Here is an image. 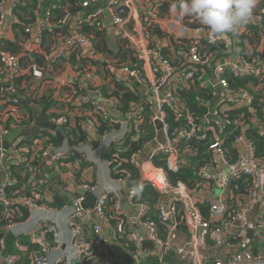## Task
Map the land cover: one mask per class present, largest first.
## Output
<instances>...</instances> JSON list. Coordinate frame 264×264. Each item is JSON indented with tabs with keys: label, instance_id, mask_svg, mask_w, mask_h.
Here are the masks:
<instances>
[{
	"label": "built area",
	"instance_id": "built-area-1",
	"mask_svg": "<svg viewBox=\"0 0 264 264\" xmlns=\"http://www.w3.org/2000/svg\"><path fill=\"white\" fill-rule=\"evenodd\" d=\"M83 1L58 0L42 18L25 25V34L37 47L30 52H39L45 61L25 66V52L14 55L1 47L20 22L18 2L6 10L10 0H1L0 264H106L103 258L110 259L107 264H264V160L247 134L256 129L264 138V123L254 107L257 100L264 113V0L247 23L225 36L211 34L194 18L173 15L169 8L174 0ZM76 6L81 11L75 12ZM88 28L116 31L131 59L111 68ZM156 28L162 37L154 33ZM46 33L49 39L43 46ZM245 37L253 40L241 51ZM98 66L108 67L110 77L99 74ZM65 69L71 74V82L61 84L69 91L61 98L68 105L66 114H41L44 122L38 126L39 115L24 111L20 101L39 106L48 77ZM231 76L250 80L248 87H232ZM106 83L114 91L106 93ZM120 87L138 101L124 105L113 96ZM182 94H197V108L189 107ZM78 120L87 144L73 145L68 138ZM157 122L166 135L158 147ZM148 126L155 131L151 139ZM140 142L142 147L127 162L158 190L160 202L146 205L139 191L129 188L132 215L120 191L65 182L61 191L66 197L76 191L97 197L93 210L82 207L85 196L75 199L66 222L71 238L65 242L48 184L58 178L66 181V165L80 170L89 143L98 144L99 157L115 150L113 161L121 165L126 145ZM202 142L204 151L198 148ZM155 158L173 174L192 169L198 185L172 184L167 171L154 165ZM13 168L26 169L32 180L18 186ZM128 178L122 185L127 186ZM23 211L29 220L14 221ZM108 211L121 231L106 226ZM7 234L14 237L18 255L7 253ZM43 240L51 244L44 247ZM148 243L152 249L145 248ZM67 244V252L66 247L58 257L47 256L62 252Z\"/></svg>",
	"mask_w": 264,
	"mask_h": 264
},
{
	"label": "trees",
	"instance_id": "trees-1",
	"mask_svg": "<svg viewBox=\"0 0 264 264\" xmlns=\"http://www.w3.org/2000/svg\"><path fill=\"white\" fill-rule=\"evenodd\" d=\"M38 1L39 0H20V3L17 5V7L15 9L16 14L20 19V22L15 27L17 38L15 41L6 40V41H3L1 44V47L3 50H6V51H8L14 55H20L22 52H25L26 56L22 59L25 66H28L29 63H32L33 59H36V62H38V64H40V65L44 64V61H43L44 58L41 59V58L37 57L36 54H34L30 51L26 52L25 46H24V42L28 38V36L25 34L24 27H25V25L30 24L32 21L36 20L35 9L37 7ZM67 1L70 4L74 3V0H67ZM86 30L91 35H95L96 39L98 41L100 38L103 37V33L98 31V29L88 28ZM154 33L159 37L163 36L162 31L157 29V28L154 30ZM48 39H49V34L46 33L44 35V41L47 42ZM253 39L256 40L257 35H254ZM253 39L248 38V37L243 38V43L241 46H239V49L241 51H243L245 46L250 42V40H253ZM123 48L124 47L122 46L121 50H122L123 54H125V57L131 59L132 52L129 50L123 49ZM99 49L103 53H111L110 51H108L107 47H105V46H103V47L101 46V47H99ZM230 82L232 84V87L237 86V87L247 88L250 80H241V79L233 78L231 76ZM113 96L117 97L124 105H127L131 102L138 101L137 97H135L131 93H127L124 90V88H122V87H120L118 89V91H116L113 94ZM199 96H203V94H199ZM182 97L188 103L189 107H191L193 109L197 108V104H196V100H195L197 97V94L196 95L195 94L194 95L193 94H182ZM44 102H47V100L45 99ZM31 104L32 103H29L26 100L20 101V107H22V109L24 111H27L28 113H30L33 116V115H35V110L33 109ZM36 104L41 106V103H39V102H36ZM49 107H50V105H49ZM254 107L256 108V111L259 115V119L264 123L263 107L260 106V104L257 100L254 102ZM48 109H49L48 107L43 109L41 114L43 116H45L47 114L46 112L48 111ZM244 112H246V115L248 117H250L248 110H244ZM239 113H241V112H239ZM232 118H235V115H232ZM23 126H25V125H23ZM148 129L150 132V136L148 138L151 139L155 135V131L153 130L152 126H148ZM247 134H248V137L250 139H252L253 141L256 142L257 147H258V151H259V157L264 160V138L259 134V132L256 129H251ZM68 136H69L68 137L69 140L71 141V143L73 145H79L81 143H87L88 142V136L85 133H83L81 128H80V120H78L77 127L73 128V129H71V131H69ZM233 138H234V135L230 136V138L228 139V145L233 140ZM53 141L57 145H60L63 142L62 139H60L59 137L53 138ZM142 145H143V142H140L139 144L126 145V148L128 149V151H125L121 154V157H120L121 165L119 163L113 161V155L112 154L115 152V150H112L110 153H108L106 156V159L108 161L112 162V164H111L112 178L114 180L122 181L126 178V176H129V178L127 180V186L129 188H134L137 191H139V193H140L141 197L143 198V201L146 205L155 206L160 202L161 194L158 192V190L153 185L143 182L140 172L137 169H135L134 167H132L127 162V159L131 156V154H133L135 151H137L139 148H141ZM93 146L95 148H97L98 144L94 143ZM198 148L201 151H204L205 150V144L202 142L201 144L198 145ZM81 165H82V171L76 172V177L78 180H80L84 170L90 166V164H87L84 161L81 162L80 166ZM154 165L157 168H163L167 171L164 163L162 161H160L159 158L154 159ZM118 171L119 172L124 171L129 175H127V174L125 175L124 173L117 174L116 172H118ZM13 173L18 178V186H23L32 180V178L29 176L26 169L13 168ZM167 173H168L169 181L174 185H176L179 182L186 183L190 186L198 185V182L196 181V178L194 176L192 169H183L179 174H173V173H170L168 171H167ZM52 182H54V191H53V193L51 192L53 194V195H51L53 200L51 201L50 205L52 208H54L57 211L71 206L72 204H74L75 199L81 196L77 193H73L69 197H66V195H64L61 191L63 183L61 182L60 178H58ZM52 182H50V183H52ZM50 183L48 184V186L50 185ZM244 190H245V188L243 186H241L240 192H243ZM109 206L112 207L113 202H110ZM108 217L111 220V218H112V212L111 211H108ZM29 218H30V216H29L28 212L23 211L20 216H17L15 218L14 221L25 222V221L29 220ZM3 235L4 234H0V239L4 237ZM5 238H6V244L8 246L7 250L14 249V247H13L14 237L11 234H7L5 236ZM25 239H26V237H23L22 241H26ZM50 239H52V238H50ZM24 244H25V242H24ZM128 247L132 252L136 251L133 245L128 244ZM36 248H38V247H36Z\"/></svg>",
	"mask_w": 264,
	"mask_h": 264
},
{
	"label": "crops",
	"instance_id": "crops-1",
	"mask_svg": "<svg viewBox=\"0 0 264 264\" xmlns=\"http://www.w3.org/2000/svg\"><path fill=\"white\" fill-rule=\"evenodd\" d=\"M57 1L58 0H39L37 3V7L35 9L36 19L42 18L47 7H49L53 3H56ZM17 2L19 4L20 0H10V3H12V4L17 3ZM260 3H261V1L257 0L256 7L260 6ZM8 4L9 3H7L6 5H8ZM13 6H14V4H13ZM74 11L75 12L81 11V7L76 6ZM108 24H109V22H108ZM106 32L107 33L102 32L103 37L100 38L99 41L96 39V41H97L98 49L101 46L102 47L105 46V47H107L108 51L111 52V53H104V55H106L108 57V59L112 62L111 68L118 67L120 65V63L123 64L124 62L129 61L130 59L125 57V54H123V52L121 50L122 45L120 44L118 36H117V38L115 37V34L117 35L116 31L111 30V31H106ZM9 38H10L9 41H15L16 40L17 34H16L15 30L12 29V31L10 32ZM27 39L25 40V45H24L25 50L26 51H35L37 49V47L35 46L34 42L30 39H28V40ZM43 46H46V41H44ZM38 56L42 57L39 52H37V57ZM33 60L36 61V59H33ZM44 63H45V61H44ZM98 68L100 70L99 74H101L104 77H108V76L110 77L111 74L109 72L108 67L98 66ZM48 78H49V81L46 82V84L43 87V97L41 98V100L39 102V103H41V106L40 105L36 106L40 110L35 109L33 107V103L31 104L33 109L35 110V114L39 115L36 122H38L40 119L43 120L41 113H42L43 109H45L46 107L49 108L47 111V114L50 111L55 110L52 112H54V114L56 116H64L66 114V111L68 108V105H65L61 101V98L65 97L66 93L69 91L66 89L65 90L62 89L63 86L61 87V84H64L66 82H71V74L69 72V69H65L64 71L61 70V72H58L57 74H55L51 77H48ZM85 80L86 79H84V81ZM104 85H105L104 89H105L106 93L114 91L115 86L112 83H106ZM45 99L47 100V102H44ZM49 105H50V107H49ZM73 123L74 122H72V124ZM73 127L74 126L71 125L70 129ZM30 134H33V133H30ZM30 134H28V135H30ZM83 144H87V143H83ZM89 145H91V147L90 146L88 147L85 157L81 158L80 160L86 162L87 164H90V166L84 170L80 180L77 179L76 172L82 171V165H81V169L77 170V171H73L72 166L67 167V165H66L65 175H64V178L66 181L63 182L60 179L61 182L64 185L65 182L69 181V183L73 187H76V186L79 187L81 185V183L93 184V185L97 184L101 188L102 192L120 191L122 198H123V203H124L125 208H127L130 211V213H132V215H134L132 208L130 207L128 195L126 193V191L129 189V187L122 185V183L120 181H116L112 178V167L109 164V161L106 159V156L105 157L104 156L99 157L98 149L93 146V143L92 144L89 143ZM262 173L264 175V167L262 168ZM72 175L74 176V178H72ZM49 187L50 188L47 191V193L51 196V195H53L52 193L54 191V182L50 183ZM75 193L82 195V196H85V197L87 195V193H85L84 191H76ZM71 211H72V205L69 207H66L62 210H58V211L55 210L56 215L54 218H56L60 224V228H61L62 234L64 236L65 242L70 241V238H71V232H70V230L66 224L67 215L70 214ZM106 226L108 228H110L112 226L113 228L118 229V230L120 228L118 223L113 219L110 220V223L109 222L106 223ZM119 231H121V229ZM140 233L142 236L144 235L142 231H140ZM87 236L89 238L91 235L87 232ZM48 238L50 239L52 237L48 236ZM50 244H51V241H44L43 240V242H42V246H44V247H46ZM26 246H28V244H26ZM66 247H67V249H66ZM37 249L43 251V249H40V247L36 248V250ZM65 249H66L65 252H67L68 244L63 247L62 252L61 251H51L47 254V256H49L50 258L58 257L61 254H63ZM8 253H9V255H18L19 249L14 248L12 250H8ZM23 255L24 254H21V256H23ZM109 260H110L109 258H107V259L103 258V261L106 264L108 263ZM105 261H107V262H105Z\"/></svg>",
	"mask_w": 264,
	"mask_h": 264
},
{
	"label": "clouds",
	"instance_id": "clouds-1",
	"mask_svg": "<svg viewBox=\"0 0 264 264\" xmlns=\"http://www.w3.org/2000/svg\"><path fill=\"white\" fill-rule=\"evenodd\" d=\"M257 0H174L170 12L180 18L191 17L216 36L235 33L247 23Z\"/></svg>",
	"mask_w": 264,
	"mask_h": 264
},
{
	"label": "water",
	"instance_id": "water-1",
	"mask_svg": "<svg viewBox=\"0 0 264 264\" xmlns=\"http://www.w3.org/2000/svg\"><path fill=\"white\" fill-rule=\"evenodd\" d=\"M0 5H1V0H0ZM6 10H9L10 8L13 7V4L12 3H9L8 5H5L4 6ZM33 107L35 109H38L40 110L38 107H36L35 105H33ZM44 122V119H40L37 123L38 126L42 125ZM157 128L159 130V133H158V146H160V144H164L165 143V139H166V135H165V132L163 130V127H162V124L160 122H157ZM59 132L61 133V131L59 130ZM36 133V130L33 132V134ZM27 134H30V133H27ZM8 146V145H7ZM96 200H97V197L91 193H87L86 195V201L82 204V207L86 210H93L95 208V203H96ZM163 202L165 204H167L169 202V197L168 196H165L163 198ZM259 212V209H256V211L254 212V214L252 215V221H253V218L255 217V215H257V213ZM153 247V244L151 243H148L145 245V248L146 249H152Z\"/></svg>",
	"mask_w": 264,
	"mask_h": 264
},
{
	"label": "rangeland",
	"instance_id": "rangeland-1",
	"mask_svg": "<svg viewBox=\"0 0 264 264\" xmlns=\"http://www.w3.org/2000/svg\"><path fill=\"white\" fill-rule=\"evenodd\" d=\"M115 37L117 38V35L115 34Z\"/></svg>",
	"mask_w": 264,
	"mask_h": 264
}]
</instances>
